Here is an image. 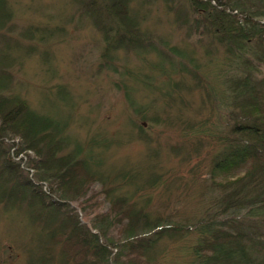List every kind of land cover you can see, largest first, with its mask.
Listing matches in <instances>:
<instances>
[{
  "label": "trees",
  "instance_id": "1",
  "mask_svg": "<svg viewBox=\"0 0 264 264\" xmlns=\"http://www.w3.org/2000/svg\"><path fill=\"white\" fill-rule=\"evenodd\" d=\"M161 1L169 12L178 3L175 20L217 43L233 62L232 75L226 71L227 129L204 179L207 207L186 222L146 209L137 198H114L111 181L97 178L89 157L69 149L66 125L9 93L18 61L4 30L13 28L14 16L9 0H0V204L25 206L44 232L48 246L39 248V262L54 259L59 247L65 264H160L154 255L163 240L193 237L187 264H264V0ZM73 2L102 34L106 60L146 46L141 26L151 0ZM58 32L29 27L28 55ZM97 184L104 198L90 196Z\"/></svg>",
  "mask_w": 264,
  "mask_h": 264
},
{
  "label": "rangeland",
  "instance_id": "2",
  "mask_svg": "<svg viewBox=\"0 0 264 264\" xmlns=\"http://www.w3.org/2000/svg\"><path fill=\"white\" fill-rule=\"evenodd\" d=\"M8 6L13 28L4 31L18 61L9 93L66 125L69 149L89 157L97 178L111 181L114 198L127 195L153 212L198 220L218 135L227 129L233 62L225 50L176 21V2L171 13L151 0L141 26L146 46L121 49L110 60L103 58L102 34L73 0H9ZM36 25L63 32L28 55L33 42L26 30ZM98 193L99 184L90 196L104 198ZM4 206L0 264H65L59 247L54 259L39 262V248L48 246L44 232L25 206ZM192 238H166L154 256L160 264H187Z\"/></svg>",
  "mask_w": 264,
  "mask_h": 264
}]
</instances>
